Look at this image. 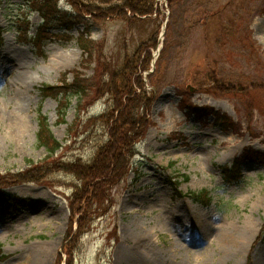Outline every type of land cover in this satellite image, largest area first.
I'll return each mask as SVG.
<instances>
[{
  "label": "rangeland",
  "instance_id": "rangeland-1",
  "mask_svg": "<svg viewBox=\"0 0 264 264\" xmlns=\"http://www.w3.org/2000/svg\"><path fill=\"white\" fill-rule=\"evenodd\" d=\"M43 1L0 0V188L23 200L0 204V264H116L121 249H142L131 223L153 237L154 252L144 257L155 264H218V241L235 227L243 233L248 227L246 243L222 264L264 260V0H163L141 23L88 18L75 26L77 13L66 0L48 8ZM88 27L98 52L92 62L77 42ZM142 45H155L141 66L156 100L136 154L124 155L130 170L117 184L104 178L96 193L59 168L75 159L91 165L107 148L99 117L110 101L91 96L80 120L73 97L62 123L58 100L43 99L40 90L61 86L65 75L71 83L75 71L88 79L98 71L107 81ZM213 72L250 91H206ZM193 109L207 118L200 122ZM39 116L63 145L58 161H49L43 180L15 183L13 177L34 175L46 160L37 142ZM31 161L39 166L31 168ZM202 222L210 228L199 235ZM166 225L173 233L162 231ZM177 239L182 248L169 249Z\"/></svg>",
  "mask_w": 264,
  "mask_h": 264
},
{
  "label": "trees",
  "instance_id": "trees-1",
  "mask_svg": "<svg viewBox=\"0 0 264 264\" xmlns=\"http://www.w3.org/2000/svg\"><path fill=\"white\" fill-rule=\"evenodd\" d=\"M53 0H44L45 7H49ZM56 1V0H55ZM77 13L76 21L71 23V26L76 24H84L86 19L91 18L95 23H103L106 19H121L127 24L141 23L144 18L152 15L160 0H66ZM183 0H169L170 5L182 2ZM43 18L47 21V15L44 8L40 9ZM70 29V28H69ZM0 28V35H1ZM89 27L87 31L81 32L77 38L79 47L82 49L85 56L92 62L94 54H97V44L89 39ZM151 47L155 45L144 47L137 50L135 55L131 58L127 56L120 70H114L110 74V78L105 81V75L96 73V77L93 79L85 78L81 73L75 71L74 79L71 83L66 81V75L63 78L61 86H43L41 94L44 98L54 97L59 99V116L60 121L65 123V117L67 110L71 105L73 97L78 99L77 112L80 115L82 112L83 104L91 96L96 95L97 98L107 97L110 101L107 112L101 118L104 129L109 135L108 146L105 149H100L98 157L91 163V165H80L76 159L69 165H64L60 171H66L72 173L80 183H87L89 185L96 186V193L100 189V182L106 178L110 184H117L120 182L124 173L130 170L127 157H133L136 152L134 146L139 139H142L145 135V128L147 127V116H149L151 108L155 102L154 92H149L145 88L144 78L142 72L144 68L141 66V57L143 53L151 56ZM151 48V49H150ZM165 47L162 51L164 54ZM98 57V56H97ZM99 60V68L101 67ZM104 79V80H103ZM211 87L206 91H215L221 93H247L249 88L243 86H234L233 84L224 83L217 79L215 72L209 77ZM239 85V84H238ZM257 88L262 86H251V88ZM191 111V110H190ZM193 113L199 114L197 110H193ZM81 120V119H80ZM95 119H90L89 122ZM100 120V121H101ZM220 121V120H219ZM220 124V123H219ZM102 125V126H103ZM222 125V123L220 124ZM72 127H69V132ZM72 132V131H71ZM70 137V134H69ZM115 137V138H114ZM69 138L67 137V141ZM37 142L39 147L45 148L47 151L46 160L39 164L30 162L31 168H37V171L33 175L29 173L27 175H20L15 178L13 182H37L47 177L49 171L47 165L50 160H56L57 153L62 149L63 145L58 141L50 130L48 120L46 117H40L39 119V131L37 133ZM115 145L113 150L111 147ZM106 147V146H105ZM117 150V152H115ZM104 153V154H103ZM122 153V154H119ZM103 154V156H101ZM119 154V155H118ZM121 156V157H120ZM58 161V160H56ZM56 161H54L56 163ZM108 161L109 165L99 164ZM78 163V164H77ZM51 171V170H50ZM86 193V192H85ZM89 194V193H88ZM85 195V194H84ZM192 197L196 201H203L200 199L201 195L195 194ZM16 196L6 194L2 188H0V203L7 201L14 202L16 205H21L23 200L17 199Z\"/></svg>",
  "mask_w": 264,
  "mask_h": 264
},
{
  "label": "bare ground",
  "instance_id": "bare-ground-1",
  "mask_svg": "<svg viewBox=\"0 0 264 264\" xmlns=\"http://www.w3.org/2000/svg\"><path fill=\"white\" fill-rule=\"evenodd\" d=\"M25 123V120H21L19 122V124ZM22 129L23 132L26 133L28 126L27 125H22ZM192 227V225H191ZM190 227V229H191ZM197 227V226H196ZM128 230L131 231L133 233V235H135L136 237H138V239L136 240V244L139 247H141V251L138 250L135 252L134 251H130L126 248H123L120 250V252H118L117 255V260H116V264H155L152 263L153 261V257L152 260L149 261V255L144 257L146 254V251H148L149 249L151 250V252L153 253V237L149 236L146 237V228H142V226L140 225H136L134 223L128 224ZM142 228V229H141ZM210 228L209 223H205L202 222L200 223V226L198 227V230L200 229V233L199 235H203L206 231H208V229ZM181 229V228H180ZM189 229V228H188ZM187 230V229H186ZM184 230V231H186ZM246 232L243 233L239 231V229L237 227H235L232 231L229 232H223V238H220V241H218V250H219V256L220 258L217 260L218 264H222V262L226 259H230L232 256L235 257L236 255H240L243 246L246 243V237H247V233H248V227H245L244 229ZM162 231H169L170 233H173V231H170V228L168 227V225H166L165 227L162 228ZM181 233V230H178ZM141 233L145 236H142ZM139 236H142L139 238ZM175 236V235H174ZM185 241V239H184ZM188 241V240H186ZM173 246H171L169 249H174V250H180L182 247V245L180 244L179 240L177 239L176 241H173ZM194 244V242H193ZM171 251V250H169ZM143 252V253H142ZM150 252V253H151ZM139 253H140V257H139ZM138 256H137V255ZM189 254V253H188ZM143 255V257L141 256ZM263 255H264V249H263ZM150 257V258H151ZM232 257V258H233ZM254 260L256 261V263H261L264 264V260H261V258H258V256H256L254 258ZM237 264V261L236 263Z\"/></svg>",
  "mask_w": 264,
  "mask_h": 264
},
{
  "label": "water",
  "instance_id": "water-1",
  "mask_svg": "<svg viewBox=\"0 0 264 264\" xmlns=\"http://www.w3.org/2000/svg\"><path fill=\"white\" fill-rule=\"evenodd\" d=\"M191 91H194V89H191Z\"/></svg>",
  "mask_w": 264,
  "mask_h": 264
}]
</instances>
